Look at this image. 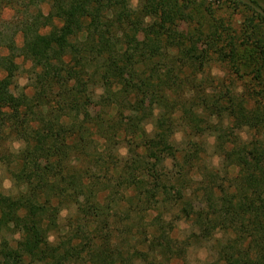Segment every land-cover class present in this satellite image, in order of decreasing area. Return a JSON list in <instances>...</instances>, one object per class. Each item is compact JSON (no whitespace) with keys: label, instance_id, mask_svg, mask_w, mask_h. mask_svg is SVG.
<instances>
[{"label":"trees","instance_id":"trees-1","mask_svg":"<svg viewBox=\"0 0 264 264\" xmlns=\"http://www.w3.org/2000/svg\"><path fill=\"white\" fill-rule=\"evenodd\" d=\"M129 1L0 0L22 12L4 44L0 36V143L5 131L22 142L17 168L8 171L15 185L24 186L16 205L0 202V228L20 234L15 248L1 241V264H30L36 256L45 264H115L117 257L119 264H128L109 221L123 215L140 223L151 214V222L139 231L152 227L145 235L147 248H134L132 256L144 262L152 252L167 261L178 259L190 242L176 243L165 232L171 220L164 215L172 206L189 218L192 238L208 241L221 235L214 264H264V8L249 0L241 5L252 14L244 16L239 30L209 34L216 46L214 61L236 73L245 67L242 60L249 61L252 89L235 97L203 95L196 106L186 107L180 117L193 140L188 150H178L171 141L170 116L177 104L168 96L178 89L193 91L191 81L179 75L184 67L201 69L207 60L196 53L191 38L173 29L187 20L196 0H138L137 10ZM41 5H48L47 14ZM143 31L146 35L136 38ZM17 57L34 69L33 93L20 92L9 100ZM146 100L162 108L153 130L127 128L125 138L119 127L122 112L141 113ZM74 106L95 113L81 119L72 114ZM244 130L253 131L249 140L241 139ZM205 135L214 137L220 169L205 167L194 180L191 174L205 152L198 139ZM95 142H102V152L112 146L106 152L112 162L113 148L121 142L127 146L121 166L114 161L124 189L120 194L104 195L89 176L67 169L80 155H101L86 148ZM117 194L126 206L117 204ZM66 205L74 209L69 230L51 242Z\"/></svg>","mask_w":264,"mask_h":264},{"label":"rangeland","instance_id":"rangeland-1","mask_svg":"<svg viewBox=\"0 0 264 264\" xmlns=\"http://www.w3.org/2000/svg\"><path fill=\"white\" fill-rule=\"evenodd\" d=\"M249 0H196L193 4L192 9L188 10L187 20L182 22L173 29L175 33H180L181 36H187L192 39L191 44L196 50L197 54L201 56L206 55L205 66L201 69L196 67H184L180 73V78L188 79L191 81V88L193 91L177 90L171 92L168 97L174 99L177 107L175 111L170 115L172 118V126L174 134L171 141L174 142V146L178 150H188V144L193 140V137L188 135V128L186 122L180 117L181 112L188 106L194 107L199 103L200 97L206 96L210 99L215 95H236L246 93V88L252 86L251 77L252 68L248 65L249 61L242 60L244 68L241 67L236 73L233 69H229L225 65L214 61L212 51L215 49V43L212 42L209 34L217 29V32L227 31L232 33L233 31L239 30L242 25L244 16H251V12L246 11L242 8L243 3H248ZM262 8H264V0H255ZM239 4V5H237ZM129 5L132 10L138 9V0H130ZM40 11L42 14H47L49 11L48 5H41ZM32 15L33 9L27 12ZM22 12L18 11V7H10L9 5L0 4V36L1 44L5 42L7 37L14 33V23L20 20ZM149 22V19L144 21ZM56 25V21H54ZM2 34V35H1ZM145 32H140L136 38H142L145 36ZM79 38H83L81 35ZM14 41L17 46L21 44V38L16 35ZM2 53H5L3 50ZM215 56V55H214ZM245 62V63H244ZM15 63L18 66L15 86L11 87L7 91L6 97L13 99L20 92L31 96L33 93L32 80L34 69L28 60L17 57ZM246 74V75H244ZM0 77L2 74L0 73ZM257 88V87H256ZM252 89V88H250ZM98 94V92H96ZM262 94V93H261ZM263 95V94H262ZM264 97V95H263ZM61 99V98H60ZM59 97H56L54 102L60 101ZM82 100V99H80ZM253 100L249 102V106H254ZM79 106L80 103H79ZM73 113L78 115L81 119L87 118L95 113L92 111H76V107H73ZM81 108V107H79ZM141 113H132L128 111L122 112V124L119 125L120 133L122 132L125 138L128 137L124 129L127 128H142L146 133H150L153 130L154 118L162 108L157 105H152L151 100L141 102ZM67 111V110H65ZM226 123V121H224ZM129 130V129H127ZM126 130V131H127ZM264 132V127L261 129ZM5 135L0 143V202H7L9 205L14 206L17 204V199L20 193L24 192V186H17L13 183L8 170H14L17 168V154L18 150L22 148V142L17 140L13 133L5 131ZM253 131H241L240 136L242 140H249ZM122 136V137H123ZM202 140L205 152L202 155V161L198 165V169H194V173L191 174L194 180H198V173L207 169L217 168L220 169V159L213 150L214 137L211 135H205L198 139ZM102 142H95L88 144L86 148L89 154H96L100 151ZM95 147L98 148L99 152H95ZM112 147V146H110ZM108 148V150L110 149ZM127 146L125 143H119L117 148H113V155L116 161V166H121L120 160L123 161L127 152ZM103 150L102 154H106L103 157L98 155L97 157H88L80 155L78 158H73L68 162L67 169L69 172L76 171L77 174L87 175L95 184L94 188H101L103 194L118 192L124 190L120 187L118 180L116 179L118 169L114 166L113 162L109 160L107 153L109 151ZM112 150V149H111ZM115 150V151H114ZM101 157V158H100ZM167 167L171 164L170 161L164 163ZM115 167V168H112ZM198 172V173H197ZM224 172H220L219 176L223 177ZM84 179H87L86 177ZM176 186V184H175ZM195 187L192 183V188ZM176 187L172 190L176 191ZM117 199L119 206H126L124 199H119V195H114ZM180 207L172 206L170 213L164 215V217L171 220V223L165 226L166 230L169 231V235L173 239H176V243L188 240L189 246L187 247L185 254L178 259H172L167 261L160 257H155L152 252H147L146 261H142V258H136L132 256L134 248L146 250L147 244H144L145 235L152 229V227L146 228L145 231L139 233L140 228L146 226L151 222L153 214L145 217L144 222L140 223L137 220L131 218L125 219L123 215H116L114 220L110 219L109 224L112 225L113 239L117 243V246L122 250L121 254L124 259L127 260L128 264H214L217 260L216 247L217 241L221 239L220 234H216L212 239L208 241H198L191 237L193 228L189 218L185 217L180 211ZM112 214V213H111ZM74 215V209L71 205L64 206L58 214L57 220V231L53 232L49 236V240L54 242L57 240V236H63L69 230V218ZM129 229V230H127ZM191 237V238H190ZM20 240V234L13 228H0V244L1 241H7L8 245L15 248L17 242ZM140 244V245H139ZM1 248V247H0ZM154 257V258H153ZM120 257L116 258L115 264H119ZM1 264V256H0ZM30 264H45L39 257H34Z\"/></svg>","mask_w":264,"mask_h":264}]
</instances>
